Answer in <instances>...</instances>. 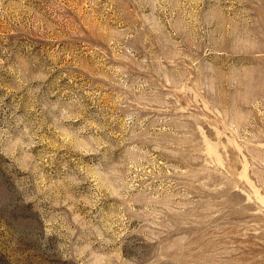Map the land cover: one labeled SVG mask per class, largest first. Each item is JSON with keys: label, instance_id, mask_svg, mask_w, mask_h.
I'll return each instance as SVG.
<instances>
[{"label": "rangeland", "instance_id": "374dc122", "mask_svg": "<svg viewBox=\"0 0 264 264\" xmlns=\"http://www.w3.org/2000/svg\"><path fill=\"white\" fill-rule=\"evenodd\" d=\"M0 264H264V0H0Z\"/></svg>", "mask_w": 264, "mask_h": 264}]
</instances>
